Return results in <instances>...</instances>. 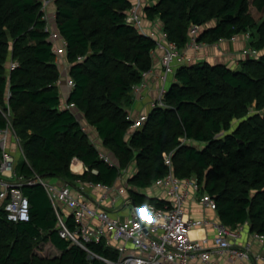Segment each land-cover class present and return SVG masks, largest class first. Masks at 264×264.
Masks as SVG:
<instances>
[{
  "label": "trees",
  "instance_id": "trees-1",
  "mask_svg": "<svg viewBox=\"0 0 264 264\" xmlns=\"http://www.w3.org/2000/svg\"><path fill=\"white\" fill-rule=\"evenodd\" d=\"M55 24L65 41L67 97L102 146L117 160L104 162L82 128L77 112L60 108V70L42 18V0H0V127L6 95L11 122L25 158L18 170L47 180L111 185L130 162L129 195L136 205H162L144 192L169 171L195 176L216 203L219 220L234 229L247 223L264 236V0H146L143 19H158L168 40L184 49L190 29L198 43L212 45L248 33L259 57L179 64L163 96L137 128L127 118L132 87L154 66L155 41L125 22L134 0H52ZM253 5L261 13L256 20ZM9 60L16 63L9 67ZM183 139V140H182ZM73 158L87 168L70 170ZM92 168L97 173L90 172ZM28 220L10 221L0 209V264H103L58 235L49 197L39 184L25 186ZM49 242L57 255L40 254ZM102 255L114 253L91 243Z\"/></svg>",
  "mask_w": 264,
  "mask_h": 264
},
{
  "label": "built area",
  "instance_id": "built-area-1",
  "mask_svg": "<svg viewBox=\"0 0 264 264\" xmlns=\"http://www.w3.org/2000/svg\"><path fill=\"white\" fill-rule=\"evenodd\" d=\"M146 3V0H134L127 11L125 22L135 25L142 34L155 41V53L159 55L162 79L165 83L167 76L174 74L183 55L181 49L168 40L166 33L158 25V19L152 23L144 21L142 9ZM48 5L49 0L42 1V18L46 21L45 30L53 44L56 61L59 62L65 56L66 43L58 31L51 29L54 28L51 27V21H55V12L49 14ZM199 29V26L191 27L187 44L195 50L204 45L196 41ZM242 36L246 40L249 39L248 33ZM236 38L237 36H233L231 40ZM243 55L257 58L259 52L248 46ZM15 65L13 61L9 63L10 68ZM150 72L151 69L143 73L142 81L132 87V94H136L144 86V80ZM66 85L69 89L72 88L73 81L70 77L66 78ZM165 91L164 85L159 90L153 107L163 105ZM8 98L9 93L6 95V107L1 110L6 123L0 127V209L7 220L17 222L30 218L31 204L23 188L39 184L45 189L52 204L58 235L84 250L89 258H96L103 264H217L211 261L212 257L226 258L229 263L238 260L264 261V257L253 248L254 241L264 242V236L250 232L247 223L234 229L223 224L216 214L215 200L208 193L201 191L195 176L178 177L173 173L171 153H163V158L169 166L167 174L157 178L150 187L144 189L153 192L144 191L146 194L162 201L160 206L150 203L136 205L128 192L130 184L121 171L116 179L119 181L117 184L85 182L99 191L96 196L84 191L83 181L80 180L74 183L64 180L51 182L37 174L27 176L20 172L15 153L22 155V160L29 164L21 141L12 126ZM59 107L76 110L73 103L63 99ZM127 118L132 121L134 129L141 125L146 115L132 119L128 113ZM82 128L84 129L83 126ZM99 156L104 162L117 166L108 154L99 152ZM90 172L96 174L98 171L92 168ZM190 199L198 200L215 215L199 219L190 217L185 209V203ZM193 229H202L205 234L192 236L190 231ZM208 229L213 232L211 238L206 234ZM246 231L250 232L249 239L241 241ZM91 243L102 244L114 254H98L92 250Z\"/></svg>",
  "mask_w": 264,
  "mask_h": 264
},
{
  "label": "crops",
  "instance_id": "crops-1",
  "mask_svg": "<svg viewBox=\"0 0 264 264\" xmlns=\"http://www.w3.org/2000/svg\"><path fill=\"white\" fill-rule=\"evenodd\" d=\"M55 10V9H54ZM159 27H161V24L158 21ZM54 28L57 31L56 24L54 23ZM60 41V40H59ZM58 41V42H59ZM60 44V43H59ZM248 47V40H245L243 37H237L235 40H221L217 43H214L212 45L204 44L201 48L198 50H195L191 46H186L184 49H181V54L183 55V59H181L180 64L186 63V62H198L202 60H206L209 62H224L231 65H238L239 60L244 56L240 55L244 49ZM11 60H9V63ZM61 63V64H60ZM59 70H60V78L58 80V90L61 96V99L67 100L69 88L66 85V78L68 76V69H69V63L67 62L65 56L61 58V60L58 63ZM174 80L173 75L167 76V80L164 83L162 79V67L160 65L159 61V55L158 53L155 54L154 58V66L151 68V72L147 75L145 78L144 86L140 88L139 92L136 94H132L133 101L128 108V113L132 117V119H137L140 116L147 115L149 110L153 107V104L155 102L156 97L159 94V90L165 85L166 89L170 85V83ZM77 112V117L81 125L84 127V129L87 131L89 139L91 142L97 147L99 152H104L109 155L108 151L102 146L101 139L98 137L97 132L93 127H90L84 120V117L82 113ZM110 157L114 160L115 158L110 155ZM72 166H80V169L73 170L72 166H70V169L77 174H80L82 171H84L85 166L84 164L78 160L77 158H73L71 161ZM55 182H59V180H56ZM119 181L115 180V183L117 184ZM84 184V191L89 193L92 196H96L99 194V191L95 188H92V186L89 183ZM185 209L188 212L189 216L192 218H203V217H212L214 216V212L204 208L196 199H190L185 203ZM250 232L246 231V234L243 238L244 241L246 239H249ZM205 233L202 232L203 236ZM206 234L209 238L212 237L213 232L211 230H207ZM252 239V238H250ZM253 248L255 251L259 252L264 257V242L261 241H254L253 242ZM41 254V251H38ZM211 261L217 263V264H264V261H243L238 260L234 263H229L226 258H216L212 257Z\"/></svg>",
  "mask_w": 264,
  "mask_h": 264
},
{
  "label": "rangeland",
  "instance_id": "rangeland-1",
  "mask_svg": "<svg viewBox=\"0 0 264 264\" xmlns=\"http://www.w3.org/2000/svg\"><path fill=\"white\" fill-rule=\"evenodd\" d=\"M54 8H55V5H54L53 1L52 0H49V5H48V8H47V11L50 12L49 14H52L53 12H55ZM249 11H250V13L252 14V16L256 20H259L260 19L261 13L258 12L256 10V8L253 5H251V4L249 6ZM54 23H55V21H51V27L54 26ZM51 29L55 30L54 28H51ZM241 37H243V36H241ZM243 52L244 51H242L240 53V55H243ZM57 63H59V62H57ZM15 157L17 158V160L19 161V163L22 162L23 157L18 152L15 153ZM114 161L117 163V160L116 159H114ZM120 171L123 173L122 176L125 177L127 181H129L128 179L131 178L132 175L136 172V164H135V162L132 161L126 167L120 168L119 172ZM50 181L51 182H55L56 180L51 179ZM144 191L147 192V193H153V192H149L148 190H144ZM154 195H155V192H154ZM40 251H41V254H49V255H57V254H59V251L56 250L49 242H46L45 244H43L42 245V249H40Z\"/></svg>",
  "mask_w": 264,
  "mask_h": 264
},
{
  "label": "bare ground",
  "instance_id": "bare-ground-1",
  "mask_svg": "<svg viewBox=\"0 0 264 264\" xmlns=\"http://www.w3.org/2000/svg\"><path fill=\"white\" fill-rule=\"evenodd\" d=\"M72 169L76 171V170L80 169V166L77 167V166L73 165L72 166ZM202 232H203L202 229H193V230L190 231V234L192 236L193 235L194 236H201L202 235Z\"/></svg>",
  "mask_w": 264,
  "mask_h": 264
}]
</instances>
